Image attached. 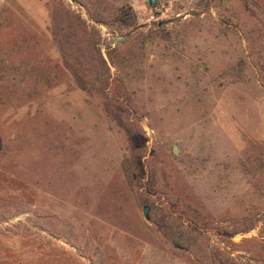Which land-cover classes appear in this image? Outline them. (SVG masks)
Returning <instances> with one entry per match:
<instances>
[{
  "label": "rangeland",
  "instance_id": "374dc122",
  "mask_svg": "<svg viewBox=\"0 0 264 264\" xmlns=\"http://www.w3.org/2000/svg\"><path fill=\"white\" fill-rule=\"evenodd\" d=\"M0 264H264V0H0Z\"/></svg>",
  "mask_w": 264,
  "mask_h": 264
},
{
  "label": "trees",
  "instance_id": "16d2710c",
  "mask_svg": "<svg viewBox=\"0 0 264 264\" xmlns=\"http://www.w3.org/2000/svg\"><path fill=\"white\" fill-rule=\"evenodd\" d=\"M115 19H116L115 22L118 26V30L120 31V33L130 34L131 32L135 31V29L137 28L135 26V16L131 12V10L128 8L126 9L121 8ZM99 58H100L103 68L107 69L106 62L100 54H99ZM71 71H72L73 76L76 77L77 85L80 86V88L84 90L93 89L92 87L95 86L94 84H92L91 82L90 84H88L84 80H82L83 76H80L79 74L80 70L74 68ZM95 91L98 94L106 95L104 86L96 88ZM135 161H136V158H135Z\"/></svg>",
  "mask_w": 264,
  "mask_h": 264
},
{
  "label": "water",
  "instance_id": "95a60500",
  "mask_svg": "<svg viewBox=\"0 0 264 264\" xmlns=\"http://www.w3.org/2000/svg\"><path fill=\"white\" fill-rule=\"evenodd\" d=\"M150 3L153 6L155 4V0H150ZM121 39H123V37H117L116 38V40H121ZM112 43L114 44V43H117V42H112ZM146 211H147V207L144 208V216H145V218H146Z\"/></svg>",
  "mask_w": 264,
  "mask_h": 264
}]
</instances>
